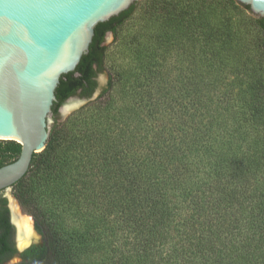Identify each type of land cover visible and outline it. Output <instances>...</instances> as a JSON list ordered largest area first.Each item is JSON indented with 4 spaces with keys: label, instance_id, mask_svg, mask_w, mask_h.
Here are the masks:
<instances>
[{
    "label": "trees",
    "instance_id": "obj_1",
    "mask_svg": "<svg viewBox=\"0 0 264 264\" xmlns=\"http://www.w3.org/2000/svg\"><path fill=\"white\" fill-rule=\"evenodd\" d=\"M224 1L239 20L203 5L162 18L156 47L138 43L135 67L59 121L68 98L98 89L105 35L137 3L95 26L78 76L55 90L45 148L12 185L42 239L17 264H264V18ZM20 148L0 140V167ZM6 203L0 257L14 253Z\"/></svg>",
    "mask_w": 264,
    "mask_h": 264
},
{
    "label": "water",
    "instance_id": "obj_2",
    "mask_svg": "<svg viewBox=\"0 0 264 264\" xmlns=\"http://www.w3.org/2000/svg\"><path fill=\"white\" fill-rule=\"evenodd\" d=\"M138 1L0 0V140L14 141L21 147L14 162L0 167V191H9L26 174L32 154L45 148L55 90L62 75L73 72L78 76L75 69L89 51L95 26ZM235 1L248 6L254 17L264 18V0ZM98 94L97 89L91 98L77 102L68 98L59 108L60 118ZM72 104L74 107L63 111ZM9 198L8 194L14 243L20 254L38 244L39 235L33 227L35 239L30 235L18 246V240L25 237L22 232L18 235Z\"/></svg>",
    "mask_w": 264,
    "mask_h": 264
},
{
    "label": "rangeland",
    "instance_id": "obj_3",
    "mask_svg": "<svg viewBox=\"0 0 264 264\" xmlns=\"http://www.w3.org/2000/svg\"><path fill=\"white\" fill-rule=\"evenodd\" d=\"M198 5H203L204 7L209 6L211 10H215L216 14H229L233 21H237V19L239 20L236 12L231 6L226 4L224 0H139L137 2L136 10L133 12L131 17L117 29L115 37L112 34H107L104 40V45L106 46L104 59L105 70L99 73L97 77L99 92H101V90L107 85L109 74L117 76L118 73L127 69L128 67H135V56L133 51L137 48L138 43L145 44V42H149V46L152 45L153 47H156L153 40H148L147 35H153L157 29L161 28L160 23L162 18H166L168 16L179 18V16L185 10L188 11V13H197ZM221 10H223V12H221ZM243 16L245 17L244 20L248 23V31L255 37L259 36L253 21L250 20V16L246 12L243 14ZM173 54L174 52L171 50L170 53L166 55L165 63L171 67H180V61L177 63L174 62L175 57ZM130 81H132V79H130ZM72 99L74 102L82 100V98L79 96H74ZM81 106L72 109L63 119L60 118L59 114V121H64ZM51 125L52 120L50 118L49 127H51ZM8 194L10 196L9 200L11 203V200L14 198L12 195V187L9 191H0V195L7 197ZM20 212L24 215V217L30 218V216L26 215L21 209ZM30 219L33 225V219ZM41 240V237L38 236L37 242L40 243ZM19 262L20 259L14 257L6 264H17Z\"/></svg>",
    "mask_w": 264,
    "mask_h": 264
},
{
    "label": "bare ground",
    "instance_id": "obj_4",
    "mask_svg": "<svg viewBox=\"0 0 264 264\" xmlns=\"http://www.w3.org/2000/svg\"><path fill=\"white\" fill-rule=\"evenodd\" d=\"M108 38V37H107ZM74 107V105H70L67 106L63 109V111H67L70 108ZM13 198V197H12ZM10 199V198H9ZM13 201H16L13 199ZM11 211H12V220L13 222L16 224L17 228H18V235H20V232L23 233L25 240H23V238L21 237V239H19L18 241V246L21 247L26 243V240H28V238L30 237V235H32V240L35 239V233L33 234V227H32V221L30 218L28 217H24L20 216V214L18 213L17 209L15 207H13V205H11ZM23 240V241H22Z\"/></svg>",
    "mask_w": 264,
    "mask_h": 264
},
{
    "label": "flooded vegetation",
    "instance_id": "obj_5",
    "mask_svg": "<svg viewBox=\"0 0 264 264\" xmlns=\"http://www.w3.org/2000/svg\"><path fill=\"white\" fill-rule=\"evenodd\" d=\"M96 81H97V79H96ZM97 85H98V81H97ZM0 197L6 199V201H7V197L6 196L0 195ZM11 205H13V207H15L17 209V211L20 214V216H23V215H21V212H20V209H19L17 201H13V199H12L11 203H10V208H11ZM5 208H7V210H8V222L12 226L11 220H10V210H9V207H8V201L5 204ZM12 228H13V226H12ZM7 242L10 243L11 248L14 250V253H12V254L11 253L10 254L7 253V254H5V256L0 257V264H6L10 259H12L14 257H18L21 260V256H20L21 253L18 254L16 245L14 243V229L12 230V235L9 236V239H8ZM32 245H35V244H32Z\"/></svg>",
    "mask_w": 264,
    "mask_h": 264
}]
</instances>
